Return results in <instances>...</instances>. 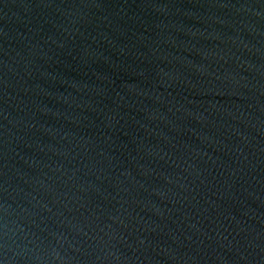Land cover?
Masks as SVG:
<instances>
[{"label":"water","instance_id":"95a60500","mask_svg":"<svg viewBox=\"0 0 264 264\" xmlns=\"http://www.w3.org/2000/svg\"><path fill=\"white\" fill-rule=\"evenodd\" d=\"M0 264H264V0H0Z\"/></svg>","mask_w":264,"mask_h":264}]
</instances>
